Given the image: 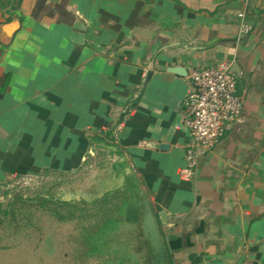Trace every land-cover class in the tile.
Wrapping results in <instances>:
<instances>
[{
    "label": "crops",
    "instance_id": "1",
    "mask_svg": "<svg viewBox=\"0 0 264 264\" xmlns=\"http://www.w3.org/2000/svg\"><path fill=\"white\" fill-rule=\"evenodd\" d=\"M219 61L242 111L191 167L188 73ZM102 171L166 264H264V0H0V182Z\"/></svg>",
    "mask_w": 264,
    "mask_h": 264
},
{
    "label": "rangeland",
    "instance_id": "2",
    "mask_svg": "<svg viewBox=\"0 0 264 264\" xmlns=\"http://www.w3.org/2000/svg\"><path fill=\"white\" fill-rule=\"evenodd\" d=\"M115 184L105 171L0 182V264H165Z\"/></svg>",
    "mask_w": 264,
    "mask_h": 264
},
{
    "label": "built area",
    "instance_id": "3",
    "mask_svg": "<svg viewBox=\"0 0 264 264\" xmlns=\"http://www.w3.org/2000/svg\"><path fill=\"white\" fill-rule=\"evenodd\" d=\"M241 19L239 35L251 30ZM190 89L182 101L183 126L187 130L185 161L195 167L201 156L212 149L228 127L237 121L243 100L236 92V79L228 61H219L208 67H195L188 73Z\"/></svg>",
    "mask_w": 264,
    "mask_h": 264
},
{
    "label": "water",
    "instance_id": "4",
    "mask_svg": "<svg viewBox=\"0 0 264 264\" xmlns=\"http://www.w3.org/2000/svg\"><path fill=\"white\" fill-rule=\"evenodd\" d=\"M142 235L153 256L161 261L164 252V245L159 230L149 213L144 214L142 220ZM166 264V262H165Z\"/></svg>",
    "mask_w": 264,
    "mask_h": 264
},
{
    "label": "trees",
    "instance_id": "5",
    "mask_svg": "<svg viewBox=\"0 0 264 264\" xmlns=\"http://www.w3.org/2000/svg\"><path fill=\"white\" fill-rule=\"evenodd\" d=\"M71 217H72V215L70 214V215H69V218H71ZM60 218L62 219V218H64V217L60 216ZM112 220H113V222H114V224H115V227H117V226H118V225L116 226V223H117V222H116L114 219H112ZM117 224H118V223H117Z\"/></svg>",
    "mask_w": 264,
    "mask_h": 264
}]
</instances>
